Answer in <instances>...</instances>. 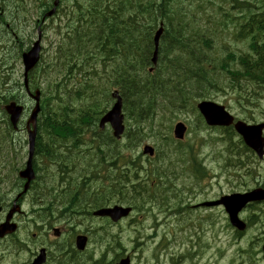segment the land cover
<instances>
[{
	"label": "trees",
	"instance_id": "16d2710c",
	"mask_svg": "<svg viewBox=\"0 0 264 264\" xmlns=\"http://www.w3.org/2000/svg\"><path fill=\"white\" fill-rule=\"evenodd\" d=\"M86 1L87 4L79 10L77 24L71 31L66 48L58 51L67 73L78 75L80 81L68 84L72 79L70 75L57 83L48 80L50 70L37 71L38 77H44L43 82H46L43 90L50 95L44 94L41 104L40 131L44 136L40 135L35 143L40 196L35 204L41 210L51 209L57 216L64 215L58 217L64 221H69L80 212L89 216L94 207L105 204L113 196L115 200L111 202L130 201L136 207H140L139 203L148 197L145 193L147 187L137 191L143 198L139 203L132 195L127 200L124 196L119 199L116 196L125 188L118 185L127 183L124 175L115 173V159L120 155H115L109 136L103 139V143L114 161H106L91 171L86 179L93 181L91 188L85 190L87 186L83 183L86 180L74 184L75 178L88 173L94 165L92 151L79 139L83 126L95 125L106 111V103L97 109L88 105L78 110L74 107L86 101L99 103L102 97H108L107 90L111 86L121 91L128 116L151 120L153 116L150 112L157 108L181 109L195 98L207 97L210 89L225 87L220 84V77L231 91L239 93L245 91L244 85L250 82L264 83V50L247 56L229 53L227 57L232 59V66L221 63L222 72L219 74L214 73L215 68H209L215 61L196 53L200 51L201 41L195 37L197 27L192 21L188 0H183L187 10L182 0H111L109 6L106 0ZM161 20H164V31L158 59L153 64L150 59L152 34ZM86 38L89 40L84 48L77 50L82 39ZM4 87L5 84L0 83V102L10 97L1 93ZM72 147L77 150L71 151ZM190 158L191 171L198 177L203 176L206 170L192 153L183 162ZM240 164V161L232 163L235 166ZM103 166L110 169V174L101 178ZM166 175L163 172L154 176L148 187L159 186V181ZM80 188L81 199L71 203ZM89 208L91 210H87Z\"/></svg>",
	"mask_w": 264,
	"mask_h": 264
},
{
	"label": "rangeland",
	"instance_id": "374dc122",
	"mask_svg": "<svg viewBox=\"0 0 264 264\" xmlns=\"http://www.w3.org/2000/svg\"><path fill=\"white\" fill-rule=\"evenodd\" d=\"M48 0H39V3L41 5H46ZM97 1V0H96ZM254 3V0H250ZM104 2V1H103ZM107 6H109V2L111 0H106ZM183 7L187 10L185 3L183 0L181 1ZM237 3V2H233ZM14 6H11L6 9L3 19L6 22H3V27L0 26V33L6 34L4 31L2 32L1 29L4 28V24H10L12 26L13 30L20 36V44L18 46H14L15 48L5 55L1 54L0 59L2 60V63H15L14 71L10 72V91L7 95L9 96H18L19 98H23L22 90L20 88V82L22 80V63L20 60V56H18V52L20 49H26V45L29 43V36L32 34L31 38L32 41L36 38V25L34 23L36 18L37 11L35 9L31 10L29 7L23 8L21 4L17 3ZM233 13L236 14V10H232ZM189 17H191V14L188 12ZM240 15V14H236ZM77 23L75 22L74 17H69L64 19L63 21L57 23L54 27L50 24L49 21H46V24L43 27V33H42V41L41 45L43 47L42 53H41V62L39 69L44 70H50L51 71V77L50 80H55L57 83L60 79L63 78L65 73V70L63 69V66L61 64V59L58 56V51L62 48H66V44L69 41V36L71 30L75 27ZM9 39H13L12 34L6 35L3 39V43L5 45H10ZM15 40V39H14ZM89 40V38L82 39L80 42V48L77 50H82L86 44V42ZM94 40V39H92ZM222 42H228L229 43V50H235V45L230 41L229 36L224 33L222 34ZM15 45L17 44V40H15ZM58 48V49H57ZM76 50V51H77ZM83 52V51H82ZM82 57V55L80 56ZM6 68V66H4ZM4 71V70H3ZM72 79L68 84H76L80 81V79H76L74 76V73H71ZM43 85H45V82H42ZM250 91V90H247ZM1 93H5L4 91H1ZM242 96L247 97L248 92L246 94L243 92ZM244 97L239 99L238 103H234L236 108L231 109V113L236 114L239 117H242L240 111L241 106H246ZM215 101L222 103L226 106V104H231L229 100L226 99V96L222 95L221 93H216L213 95V98ZM262 109H264V101L260 99L259 101ZM250 111V108H248ZM259 110L255 109L253 111L256 115H258L256 112ZM156 112V111H155ZM154 116V114H153ZM260 116H257V118ZM3 118V115L0 114V119ZM259 119V118H258ZM154 124H155V130L160 132L162 135L169 132L171 135L170 129L173 126V124L177 120H185L188 125V133L184 140V143L181 144V147L186 148L189 145H191V141L197 140L196 144L198 143L196 149L197 152L196 160L201 162V165H203L207 171V168L209 169V174L205 180H203L198 186H195L194 188L191 186L183 185L182 183H195L198 182L197 178H190L194 174L190 172L189 169L184 167L181 164V161L177 162L176 160L170 158L168 160V163H170L169 166H167L165 173L172 174L174 172V176L170 178L169 180H166L162 178V188L163 192L165 193L163 198H160L157 201L158 206L161 209L166 208H172L176 209L178 207L179 202H181L185 198V191L193 188V191L190 193L189 200L204 198V197H210L213 195L220 196L223 194L231 193L230 191L235 190V188L231 187L230 184L226 180V173H223L221 170L222 163L224 162V157L226 155L225 149L227 148L226 145L222 143H216V144H204L205 139H213L215 137L223 138L225 133L224 131H213V130H203L199 133V126H200V119L197 114V112L194 109L189 110H182L177 112L175 115L167 118V115L159 114L155 116ZM135 120L132 121L134 123ZM150 119H147L145 121H142L139 123L138 132L140 134L139 140H132V132H129L127 135L123 137L120 144L117 145L119 148H122V151L125 155H128L129 158L135 159L138 163L143 165L144 168H147L151 162L154 161V158H157L159 155H162L163 153L168 151V148L165 145V141L161 140L159 141L154 135L153 132H151L149 127ZM21 136L23 140L26 139L25 133L22 131ZM172 136V135H171ZM202 139V140H201ZM144 143L151 144L156 147L157 153L154 158H149L147 156H143L141 152V147ZM127 144L128 148H123V145ZM233 153H238L237 147H232ZM100 151L99 150H92V156H94V165L89 168V172L78 176L74 179V184L78 183L79 181L88 179V175L91 173V171L101 164V159L99 158L101 155H103L105 151V145L104 143H101L100 145ZM230 149V148H229ZM16 149L15 147L6 149L7 153H12ZM77 148H71V151H76ZM162 157V156H161ZM160 157V158H161ZM159 158V159H160ZM244 161H247V168H251L256 170L257 166L264 167V158L263 160H257L255 158H252L250 162H248V159L246 157H241ZM158 159V162H159ZM22 162L18 161V164ZM166 161H161V163H164ZM188 164H190L191 160L189 159ZM167 163V162H166ZM106 167L103 166V171L100 173V177L104 178L110 174V169H105ZM116 175L119 174V171H115ZM189 174V175H188ZM140 175H144V172H140ZM245 180L248 178L246 176L243 177ZM58 179V178H57ZM182 182V183H181ZM253 181L249 182L248 185H251ZM84 186H87L85 190L88 188H91V185H93V181L86 180L83 183ZM253 188V187H251ZM82 189H79L78 195H75L73 199L70 201L75 202L81 197H79L80 194H82ZM125 194H130L129 190ZM196 200V201H197ZM38 206V205H37ZM39 207V206H38ZM91 210V208L87 209ZM195 212L190 213V216L186 215H180L179 217L171 218L168 222H165L164 224H159L154 227L158 230L160 234H165L168 237L169 241H173L171 244V249L167 250L168 254H171L172 252H179L180 249L187 245L194 244L196 237L193 234V229L190 226V219L192 217L197 216V210L194 209ZM211 211V210H210ZM212 212H216V217H221V210L215 209ZM258 213V212H257ZM247 218L249 216H246ZM142 218H145L144 222L146 224L154 225V221H158L161 223V218L154 220V218L150 215H144ZM178 221V225L182 227V229L178 231H174L173 228L175 226V220ZM249 220L255 219V225L251 226L244 235L236 238L234 235V232L231 230H219L218 227L222 224L220 220L216 223L217 229H210V232L207 233V238L209 240H216L219 243L217 245H203L197 255L195 256L194 260L192 261H186L182 264H224L225 262L229 261L230 259L233 260V264H239L242 260L243 264H246L249 260V256L253 254V250L257 249V246L259 245V241L264 238V212L258 213L257 216L248 218ZM68 222L70 223H78L82 222L81 226L79 228L87 229L90 231L93 238H97L98 242H93L94 246L92 249V253L94 257L101 259L103 252L106 248L111 249L114 245L116 247L118 246V243L115 241L118 240L121 245L124 247L123 254L126 255H133L135 258L134 261H138L137 264H160V257L155 258V254L152 255L154 249L157 246L159 236H157L154 241H145L144 244L138 245L137 247H134L133 243L131 242V238L134 235H144L145 232L140 226L130 229H126L123 232H103L99 231L102 229H110L112 228L109 225H106V223H103L99 221L98 219L91 218L90 216L82 214L80 212L77 215H74L73 218H71ZM226 222V220H224ZM123 227H127V222H123ZM75 226H73L74 228ZM117 227H115L116 229ZM233 238V239H232ZM48 235L47 234H40L38 237V242L41 240H47ZM53 241L55 244L61 243L62 238L57 239L53 238ZM115 242V243H114ZM29 245V242L27 243L26 247ZM107 245V246H106ZM22 246L18 244L17 247L14 246V250L21 249ZM173 249V250H172ZM64 248L59 247L57 249V246H51L52 256H56L58 254H61L63 252ZM236 250H238V253L236 254ZM22 250L21 252H23ZM112 257L111 253H108L106 256V259H110ZM62 261V260H61ZM71 260H69L68 263H70Z\"/></svg>",
	"mask_w": 264,
	"mask_h": 264
},
{
	"label": "flooded vegetation",
	"instance_id": "af4514ba",
	"mask_svg": "<svg viewBox=\"0 0 264 264\" xmlns=\"http://www.w3.org/2000/svg\"><path fill=\"white\" fill-rule=\"evenodd\" d=\"M61 1V0H60ZM64 1V0H63ZM67 1V7H73L75 5L76 0H65ZM84 1V0H81ZM9 146L15 147V151L10 154L9 161H15L16 163H7L6 156H0V264H31V259H26L23 261L21 259V251L24 250L28 243L27 237H24L28 233L31 234L32 237L35 238L37 236V232L34 230H38L32 220V214L34 211V205L39 201V187L38 185V170L35 167V162L37 164V155H35L34 150V158L31 161L32 169L34 172V178L30 180L27 189L24 191V184L27 179L19 178V180H9L11 171H20L23 168V160L20 164H18L19 159L22 157L21 148L16 142L15 138L11 139ZM14 204H18L20 206V210L18 207H15L17 211L12 213L8 218L9 211L13 207ZM23 208L25 210H23ZM58 217H64V215H58ZM59 233L62 242L53 244V246L64 247L70 245L71 243V235L70 231L66 227L62 226ZM54 234V233H53ZM18 244L22 246L21 249L14 250V246L17 247ZM28 247V246H27ZM37 249H34L35 251ZM69 257L71 258L73 255L77 256L78 252H72L70 248H68ZM47 253L52 255V251L47 249ZM49 262V261H48ZM46 264V261L45 263ZM48 264H66L63 260L53 259L52 263Z\"/></svg>",
	"mask_w": 264,
	"mask_h": 264
},
{
	"label": "water",
	"instance_id": "95a60500",
	"mask_svg": "<svg viewBox=\"0 0 264 264\" xmlns=\"http://www.w3.org/2000/svg\"><path fill=\"white\" fill-rule=\"evenodd\" d=\"M160 33H161V29H159L154 36L155 50H154L153 58H152L153 62L156 61L158 37ZM39 40H40V36H38V40L34 42L30 50L22 54V59H23V64H24V84H25V88L28 94H30V92L27 89V73L36 64V62L39 59V49H40ZM113 97H116L117 101L113 105L112 109L101 119L100 126L102 127L104 122L109 121L114 129V135L118 137L119 134L123 131V126L121 125L122 116L120 115L121 99L116 93H113ZM34 99L37 102V104L31 113L28 123L31 122L33 126L35 127L36 114L39 110L38 91H36V95H34ZM200 107L207 115V119L212 123L219 122L220 124H229L232 121V118L229 115L226 114L225 116L221 112V109L216 106H213L209 103L207 104L203 103L200 105ZM4 108L6 112L9 114L12 124L15 125L21 113L22 107L16 104L15 102L11 101L8 104H6ZM262 127H263V124L248 126L245 123L240 122V121L235 124V128L243 135V139L245 143L249 147H251L259 156L262 155L263 146H264V138L262 137V134H261ZM184 131H185V127L181 123H178L175 125L174 133L176 137L181 138L183 136ZM34 135H35V129L32 131L29 130V140L31 144L30 153H29L30 157H31V152H32V144H33ZM144 152H149L150 154H152V149L148 146H145ZM28 167H29V162L24 172H26L28 178H30L31 172L28 170ZM261 199H264V190L255 189L247 194H242V195L233 194L231 196H225V197H222L218 201L207 203V204L213 205V204L223 203L229 214L230 222L233 225L237 226L239 229H243L244 224L239 222L236 217L238 211L240 210L241 206L247 200H261ZM128 210L129 209L124 211L122 208L115 206L112 209H100L94 212V214L110 215L114 220H116L121 215L127 214ZM0 234H2V232ZM78 242H79L78 247L82 248L85 242V238L78 237ZM263 250H264V247H263ZM119 264H128V259L122 260Z\"/></svg>",
	"mask_w": 264,
	"mask_h": 264
},
{
	"label": "bare ground",
	"instance_id": "6f19581e",
	"mask_svg": "<svg viewBox=\"0 0 264 264\" xmlns=\"http://www.w3.org/2000/svg\"><path fill=\"white\" fill-rule=\"evenodd\" d=\"M152 63L155 64L156 62H153V61H152ZM150 70H151V69H150ZM132 80H133V79H132ZM76 138H77V137H76ZM76 138H75V139H76ZM35 143H36V142H35ZM34 150H35V144H34V146H33V153H34ZM31 161H32V160L29 161V167H28V170L31 172V177H30L29 180H26V182H25V184H24V191L27 189L30 180L33 179L34 176H35V175H34V172H33V169H32Z\"/></svg>",
	"mask_w": 264,
	"mask_h": 264
}]
</instances>
